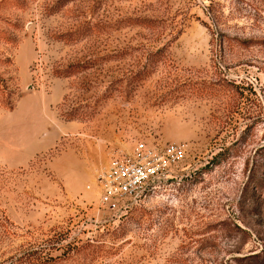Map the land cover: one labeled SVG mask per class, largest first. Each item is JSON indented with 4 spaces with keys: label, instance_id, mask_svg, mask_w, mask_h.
<instances>
[{
    "label": "rangeland",
    "instance_id": "1",
    "mask_svg": "<svg viewBox=\"0 0 264 264\" xmlns=\"http://www.w3.org/2000/svg\"><path fill=\"white\" fill-rule=\"evenodd\" d=\"M138 141L183 159L110 212L97 176ZM30 252L264 264V0H0V264Z\"/></svg>",
    "mask_w": 264,
    "mask_h": 264
},
{
    "label": "built area",
    "instance_id": "2",
    "mask_svg": "<svg viewBox=\"0 0 264 264\" xmlns=\"http://www.w3.org/2000/svg\"><path fill=\"white\" fill-rule=\"evenodd\" d=\"M183 156L181 145L154 147L144 141L136 142L127 151L112 153L108 165L97 176L99 204L116 214L126 212Z\"/></svg>",
    "mask_w": 264,
    "mask_h": 264
},
{
    "label": "trees",
    "instance_id": "3",
    "mask_svg": "<svg viewBox=\"0 0 264 264\" xmlns=\"http://www.w3.org/2000/svg\"><path fill=\"white\" fill-rule=\"evenodd\" d=\"M84 67L87 68V65H85L84 63L71 64L64 70H58L57 73L63 76H72V75L79 73L81 70L84 69ZM145 70H146V67L141 68L136 74V76L143 73ZM75 252L78 253L77 249L75 250ZM37 261L38 259L34 257L33 253L30 252V253L21 254L16 259H14V261H12L11 264H35Z\"/></svg>",
    "mask_w": 264,
    "mask_h": 264
}]
</instances>
